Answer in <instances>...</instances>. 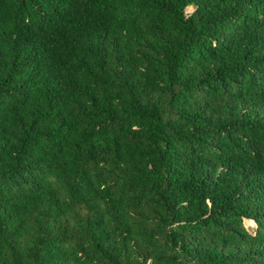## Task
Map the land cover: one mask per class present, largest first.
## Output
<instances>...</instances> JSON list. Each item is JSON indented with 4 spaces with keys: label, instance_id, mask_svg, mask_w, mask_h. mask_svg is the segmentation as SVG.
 <instances>
[{
    "label": "trees",
    "instance_id": "1",
    "mask_svg": "<svg viewBox=\"0 0 264 264\" xmlns=\"http://www.w3.org/2000/svg\"><path fill=\"white\" fill-rule=\"evenodd\" d=\"M0 264H264V0H0Z\"/></svg>",
    "mask_w": 264,
    "mask_h": 264
},
{
    "label": "rangeland",
    "instance_id": "2",
    "mask_svg": "<svg viewBox=\"0 0 264 264\" xmlns=\"http://www.w3.org/2000/svg\"><path fill=\"white\" fill-rule=\"evenodd\" d=\"M245 226L251 234H253V235L256 234L257 227H256L255 223L250 222V221H245Z\"/></svg>",
    "mask_w": 264,
    "mask_h": 264
}]
</instances>
